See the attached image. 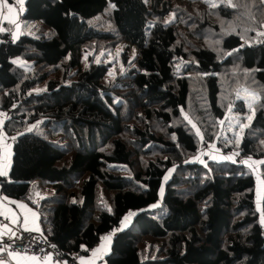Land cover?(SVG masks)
<instances>
[{
	"label": "trees",
	"instance_id": "obj_1",
	"mask_svg": "<svg viewBox=\"0 0 264 264\" xmlns=\"http://www.w3.org/2000/svg\"><path fill=\"white\" fill-rule=\"evenodd\" d=\"M232 5L26 0L20 19L42 22L40 36L23 27L14 40L3 23L0 112L10 113L2 129L16 138L0 193L34 208L40 233L67 258L95 248L135 209L107 264H264L252 169L191 160L215 143L264 158V0ZM123 45L121 67L96 61ZM45 82L46 91L30 92ZM244 88L259 94L255 116L240 145H229L221 122L232 107L246 110ZM43 118L46 136L24 132ZM56 128L63 143L52 140ZM171 168L162 205L152 207Z\"/></svg>",
	"mask_w": 264,
	"mask_h": 264
},
{
	"label": "rangeland",
	"instance_id": "obj_2",
	"mask_svg": "<svg viewBox=\"0 0 264 264\" xmlns=\"http://www.w3.org/2000/svg\"><path fill=\"white\" fill-rule=\"evenodd\" d=\"M208 2L213 5H218L220 3H225V4H229L232 5L234 0H208ZM19 6V5H18ZM20 7V6H19ZM20 14V12H19ZM19 23H21L19 25V28L16 27V25H13V31H12V38L14 40H17L20 35L19 33L17 34V31L24 27V32L25 33H30L32 28L35 27L32 36H40V28L42 25V22L39 21H21V19L19 20ZM23 23H25V25H23ZM40 27V28H39ZM39 28V29H37ZM37 30V31H36ZM16 31L15 36L16 38H14L13 36V32ZM20 31V30H19ZM19 35V36H18ZM123 50H127L125 45H123L121 48L118 47L114 52H110L107 55H104L103 53L98 55L96 57V61L99 62V58L104 56V61L105 62H109L112 63V68H116L117 66L121 67L122 65H124V61H123V56L121 51ZM130 52V57H132V48H129L128 50ZM12 61L14 63H16L17 65L23 66L26 69H31L33 67V61L30 60H26V59H22L20 57H15L12 59ZM91 62L90 58H89V54L88 53H84V58L82 60V66H87L89 65ZM52 77H54V75H52ZM69 79L66 80V83H69ZM48 88L47 83H42L38 86H36L35 88H33L30 92L31 93H40L43 91H46ZM0 96L1 93H0ZM253 96L256 97V99H253ZM259 94L255 91L249 90V89H241L238 91L237 93V99L238 100H243L245 102L246 105V110L245 111H237L235 110V107H232L230 109V111L227 114V118H226V127H225V123L223 121L222 125H224L226 134L232 135L233 138L232 140H228L227 143L229 145L235 144L236 146H239L242 138H243V134L245 129L250 125V123L253 121L254 116H255V104L256 102L259 100ZM249 105H251V107H249ZM10 116L9 112H0V120L4 119L5 120ZM251 117V120H248L247 117ZM46 118H43L39 121H37L34 124H30L28 126V128L24 131V132H30V131H36L37 133H39L42 136H46L47 133L45 132L46 129H50V127L48 125H45ZM4 125V122H2V127ZM246 125V126H244ZM195 129L198 133H200V129L197 128L195 126ZM57 132H55L51 137L52 140L54 141H58L60 143H63L64 140L61 139L60 137V133H58V130L56 128ZM5 136H7V141H5L4 144H0V147H5V152L8 153V158H9V168H8V172L7 175L9 174V171L11 169L12 163H13V155H14V141L16 136H9L5 133ZM50 137V136H49ZM212 157V158H210ZM236 157H242V161L245 165L249 166V164H246L245 161H264V158H254L251 156H247V155H242L239 151H234V152H230V151H225L223 149H221L219 147V145H217L216 143L213 144L212 146H210V148L208 149H202L200 150V152L191 157V160H196V161H200V162H207L208 160L212 159H216V160H234L236 159ZM261 164H253L252 166H249L254 175H255V202H256V210L259 214V222L264 226V212H263V208H262V200H263V195H264V179L262 176V172H261ZM173 173V168L169 169L166 173V175L163 178L162 181V187L160 189V200L153 204L152 207L155 206H161L162 202H163V196L165 194L166 191V184L167 181L169 180V178L171 177ZM259 193V194H258ZM22 202V201H20ZM24 203V202H23ZM129 213H134V215L129 216ZM138 213V210H130L123 218V220L121 221L120 225L118 226V228L115 230V235L118 231H122L125 228L129 227L133 221L134 218L136 216V214ZM127 217V219H125ZM114 235V236H115ZM3 264H7V263H3Z\"/></svg>",
	"mask_w": 264,
	"mask_h": 264
},
{
	"label": "crops",
	"instance_id": "obj_3",
	"mask_svg": "<svg viewBox=\"0 0 264 264\" xmlns=\"http://www.w3.org/2000/svg\"><path fill=\"white\" fill-rule=\"evenodd\" d=\"M25 1L26 0H23V11L22 12L20 11V7L18 6V4L10 3L15 7L16 19L18 23L25 9ZM4 22H9V21L3 20V16L0 15V28L3 26ZM20 24L21 23H19V25ZM19 30L17 31V34L19 33V35H21L22 28H20ZM15 33L16 31L13 32L14 38H16ZM4 121H5V117L4 119L0 120V144L1 143L4 144L5 141H7V136H5V131L2 129L3 128L2 122ZM8 162H9V158H8V153L5 152V147L4 146L0 147V169L5 171L6 173L8 172V168L10 164ZM20 205H23L24 207H21ZM0 209L3 212H5V214L10 219V224L0 225V235L5 232L12 233L15 231V228H21L23 230H28V231L37 232V233H40L42 231L40 221H39V213L34 208H32L29 204L25 202L23 203V201L20 202L19 200H13V199L7 198L0 193ZM114 235H115V231L102 237L100 243L95 248L89 250L82 257L83 261H91L92 264H107L105 258L112 249ZM105 237H108V239L105 240L104 239ZM102 244L104 245V248L101 251L95 252V255H94V250L100 249ZM33 257L35 259H33ZM9 258L10 260L3 262V263H7V264H62L51 258H40L31 253L17 254V253L12 252V253H9ZM82 259H81V264H82Z\"/></svg>",
	"mask_w": 264,
	"mask_h": 264
},
{
	"label": "built area",
	"instance_id": "obj_4",
	"mask_svg": "<svg viewBox=\"0 0 264 264\" xmlns=\"http://www.w3.org/2000/svg\"><path fill=\"white\" fill-rule=\"evenodd\" d=\"M237 161H242V157H236ZM10 224L9 217L0 209V225ZM0 262L10 260L9 253H31L40 258H51L62 264H81L84 256L82 251H78L67 258L65 253L54 243L41 233L15 228L12 233H2L0 235Z\"/></svg>",
	"mask_w": 264,
	"mask_h": 264
},
{
	"label": "snow or ice",
	"instance_id": "obj_5",
	"mask_svg": "<svg viewBox=\"0 0 264 264\" xmlns=\"http://www.w3.org/2000/svg\"><path fill=\"white\" fill-rule=\"evenodd\" d=\"M17 4L20 6V11H23V0H16ZM213 7H216L217 5L213 4ZM233 7H235V5H232ZM0 15L3 16V20L5 21H9L11 23H13L14 25H16L17 28H19V23L17 22L16 19V10L15 7L10 4L8 2V0H0ZM3 28H0V31H3ZM261 35H264V33H261ZM253 99H256L255 96H253ZM249 107H251V105H249ZM248 120H251V117H247ZM223 123V121L221 122ZM246 126V125H244ZM246 164H249V166H252L253 164H264V161H245ZM0 175H7V173L5 171H3L2 169H0ZM259 194V193H258ZM21 207H24L23 205H20ZM134 215V213H129V216ZM127 219V217L125 218ZM105 240L108 239V237L104 238ZM104 248V245H101L100 249L94 250V255L95 252L101 251ZM2 250V249H0ZM33 259H35L33 257ZM0 264H3V262H0ZM82 264H92L91 261H83L82 259Z\"/></svg>",
	"mask_w": 264,
	"mask_h": 264
}]
</instances>
